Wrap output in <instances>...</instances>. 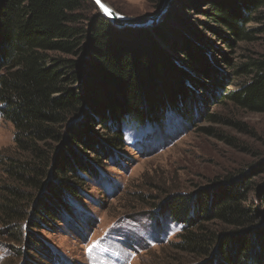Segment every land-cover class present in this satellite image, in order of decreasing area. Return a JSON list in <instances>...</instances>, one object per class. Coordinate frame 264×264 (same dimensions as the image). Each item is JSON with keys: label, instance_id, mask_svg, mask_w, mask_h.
<instances>
[{"label": "trees", "instance_id": "obj_1", "mask_svg": "<svg viewBox=\"0 0 264 264\" xmlns=\"http://www.w3.org/2000/svg\"><path fill=\"white\" fill-rule=\"evenodd\" d=\"M263 3L210 0L202 12L242 40ZM154 36L111 24L92 0H0V115L15 129V152L0 163L7 179L0 184L1 224L22 229L25 220H48L57 215L53 205L66 207L77 195L83 165L73 154L84 152L75 145L76 123L93 129L97 120L107 145L118 148L126 124L161 126L171 114L190 119L192 105L183 106L182 95L188 91L190 103L202 99L198 74L214 80L206 96L219 93L224 77L218 82L210 72L209 46L197 53L183 46L185 57L178 58ZM239 71L247 80L225 97L264 113V55ZM96 73L109 85L97 100L101 108L91 102L87 84ZM214 182L199 193L168 197L164 213L184 226L176 248L206 259L202 264H264V164Z\"/></svg>", "mask_w": 264, "mask_h": 264}, {"label": "rangeland", "instance_id": "obj_2", "mask_svg": "<svg viewBox=\"0 0 264 264\" xmlns=\"http://www.w3.org/2000/svg\"><path fill=\"white\" fill-rule=\"evenodd\" d=\"M105 1L123 14L139 17L155 14L164 0ZM209 1H171L156 24L132 28L151 30L178 58L185 57L183 46L194 53L202 45L209 46L215 57V63L208 62L210 72L218 82L219 74L224 77L219 93L206 96L205 88L214 80L198 74L202 84L196 88L202 99L190 103L188 91L182 95V105H192L190 119L171 114L161 126L126 124L124 145L118 148L107 145V132L97 120L91 124L93 129L76 123L79 139L75 145L84 152L73 154L83 165L82 178L75 179L79 192L66 207L53 205L57 215L48 220L36 218V224L25 220L22 229L0 223V264L206 261L176 248L184 226L170 211L164 213L168 197L199 193L213 187L217 178L228 174L238 178L264 164V113L242 109L225 97L247 80L239 69L264 55V3L245 26L249 38L237 40L207 19L202 11ZM85 12L96 13L86 7ZM87 84L92 103L108 95L109 85L102 74H92ZM95 107L103 104L97 101ZM14 131L13 124L0 115V163L15 152ZM2 181L7 179L0 166Z\"/></svg>", "mask_w": 264, "mask_h": 264}, {"label": "water", "instance_id": "obj_3", "mask_svg": "<svg viewBox=\"0 0 264 264\" xmlns=\"http://www.w3.org/2000/svg\"><path fill=\"white\" fill-rule=\"evenodd\" d=\"M92 1L96 4L99 12L107 18L111 24L117 27H144L156 24L160 21L167 11L170 2L174 0H164L161 8L155 14L139 17L123 14L105 0H99V3H97V0ZM105 9H107V11Z\"/></svg>", "mask_w": 264, "mask_h": 264}, {"label": "snow or ice", "instance_id": "obj_4", "mask_svg": "<svg viewBox=\"0 0 264 264\" xmlns=\"http://www.w3.org/2000/svg\"><path fill=\"white\" fill-rule=\"evenodd\" d=\"M97 3H99V0H97ZM102 7H103V5H102ZM106 11H107V9H105Z\"/></svg>", "mask_w": 264, "mask_h": 264}]
</instances>
